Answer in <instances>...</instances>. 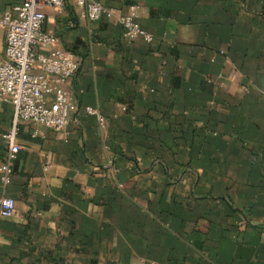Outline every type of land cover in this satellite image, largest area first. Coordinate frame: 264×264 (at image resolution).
Returning a JSON list of instances; mask_svg holds the SVG:
<instances>
[{
  "label": "crops",
  "instance_id": "crops-1",
  "mask_svg": "<svg viewBox=\"0 0 264 264\" xmlns=\"http://www.w3.org/2000/svg\"><path fill=\"white\" fill-rule=\"evenodd\" d=\"M95 1L138 6L153 41L45 10L77 111L62 133L22 124L0 263L264 264V0ZM13 115L0 102V167Z\"/></svg>",
  "mask_w": 264,
  "mask_h": 264
},
{
  "label": "built area",
  "instance_id": "built-area-1",
  "mask_svg": "<svg viewBox=\"0 0 264 264\" xmlns=\"http://www.w3.org/2000/svg\"><path fill=\"white\" fill-rule=\"evenodd\" d=\"M67 1L22 0L0 16V31L5 34V53L0 58V102L9 101L14 107L12 127L2 135L7 145L6 157L0 167V181L4 187L10 182L12 167L20 151L18 137L22 124L62 133L77 111L76 99L68 85L78 74V59L71 51L60 48L58 39L43 30L45 10L62 11ZM73 2L82 20L111 21L123 30L124 38L129 42L137 38L148 43L153 41V37L137 23L138 6H130L124 12L95 0ZM42 48L48 53L40 52ZM85 111L104 127L105 120L98 111L90 107ZM15 214V201L5 195L0 197V218L9 219Z\"/></svg>",
  "mask_w": 264,
  "mask_h": 264
}]
</instances>
